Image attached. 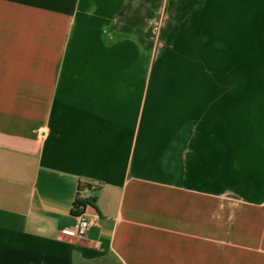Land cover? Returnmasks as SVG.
I'll return each instance as SVG.
<instances>
[{
	"label": "crops",
	"instance_id": "obj_1",
	"mask_svg": "<svg viewBox=\"0 0 264 264\" xmlns=\"http://www.w3.org/2000/svg\"><path fill=\"white\" fill-rule=\"evenodd\" d=\"M0 264H264V0H0Z\"/></svg>",
	"mask_w": 264,
	"mask_h": 264
},
{
	"label": "built area",
	"instance_id": "obj_2",
	"mask_svg": "<svg viewBox=\"0 0 264 264\" xmlns=\"http://www.w3.org/2000/svg\"><path fill=\"white\" fill-rule=\"evenodd\" d=\"M78 199L80 201H85L86 199H90V197L87 194H81L80 191L78 193ZM82 207H86L83 206ZM97 222V217H93V216H88L86 214H82L80 215L77 220L76 223L73 225L71 231L73 234L77 235V236H84L86 235V233L89 231V229L96 224ZM67 233L69 231H66Z\"/></svg>",
	"mask_w": 264,
	"mask_h": 264
},
{
	"label": "trees",
	"instance_id": "obj_3",
	"mask_svg": "<svg viewBox=\"0 0 264 264\" xmlns=\"http://www.w3.org/2000/svg\"><path fill=\"white\" fill-rule=\"evenodd\" d=\"M77 204L78 205H83V206H87L90 204V199H86L85 201H80L78 198H77Z\"/></svg>",
	"mask_w": 264,
	"mask_h": 264
},
{
	"label": "rangeland",
	"instance_id": "obj_4",
	"mask_svg": "<svg viewBox=\"0 0 264 264\" xmlns=\"http://www.w3.org/2000/svg\"><path fill=\"white\" fill-rule=\"evenodd\" d=\"M172 61V59H167V63L169 62H171ZM166 73L168 74V73H172V65H170V64H167V66H166Z\"/></svg>",
	"mask_w": 264,
	"mask_h": 264
}]
</instances>
